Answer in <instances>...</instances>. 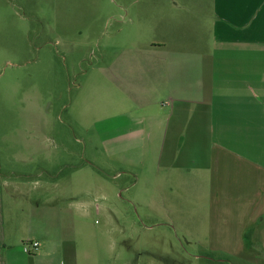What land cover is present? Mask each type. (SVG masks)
Returning a JSON list of instances; mask_svg holds the SVG:
<instances>
[{
    "label": "rangeland",
    "instance_id": "374dc122",
    "mask_svg": "<svg viewBox=\"0 0 264 264\" xmlns=\"http://www.w3.org/2000/svg\"><path fill=\"white\" fill-rule=\"evenodd\" d=\"M157 5L0 0V185L11 182L5 226L30 214L33 202L45 211L54 201L90 263L264 264V221L247 220L254 216L247 205L216 203L210 171L179 174L164 157L159 164L129 155L142 139L116 140L142 126L123 115L142 114L114 83L115 59L122 50L144 52L156 38L141 10ZM83 194L84 214L68 204Z\"/></svg>",
    "mask_w": 264,
    "mask_h": 264
},
{
    "label": "crops",
    "instance_id": "0c3cea01",
    "mask_svg": "<svg viewBox=\"0 0 264 264\" xmlns=\"http://www.w3.org/2000/svg\"><path fill=\"white\" fill-rule=\"evenodd\" d=\"M157 2L141 10L156 38L144 43V52L122 50L115 59V85L144 115H123L142 126L116 140L142 139L129 155L158 157L159 164L164 157L179 174L210 171L216 203L247 205L254 215L247 220L264 221V0ZM204 142H211L209 150ZM10 187L9 180L0 185V264H99L77 248L67 212L53 207L54 201L45 211L33 202L30 214H14L6 228L4 189ZM84 194L68 203L82 214L89 209ZM19 221L25 232H18ZM26 242L39 246L28 254Z\"/></svg>",
    "mask_w": 264,
    "mask_h": 264
},
{
    "label": "built area",
    "instance_id": "2783aa9c",
    "mask_svg": "<svg viewBox=\"0 0 264 264\" xmlns=\"http://www.w3.org/2000/svg\"><path fill=\"white\" fill-rule=\"evenodd\" d=\"M39 244L37 242H26L24 243V250L28 253L31 254L32 251L37 250Z\"/></svg>",
    "mask_w": 264,
    "mask_h": 264
}]
</instances>
